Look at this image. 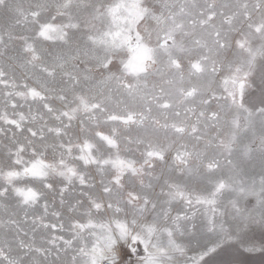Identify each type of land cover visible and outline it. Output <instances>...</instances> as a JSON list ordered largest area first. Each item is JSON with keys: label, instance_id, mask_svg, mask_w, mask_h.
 Returning a JSON list of instances; mask_svg holds the SVG:
<instances>
[{"label": "snow or ice", "instance_id": "1", "mask_svg": "<svg viewBox=\"0 0 264 264\" xmlns=\"http://www.w3.org/2000/svg\"><path fill=\"white\" fill-rule=\"evenodd\" d=\"M0 139V264H264V0H0Z\"/></svg>", "mask_w": 264, "mask_h": 264}, {"label": "rangeland", "instance_id": "2", "mask_svg": "<svg viewBox=\"0 0 264 264\" xmlns=\"http://www.w3.org/2000/svg\"><path fill=\"white\" fill-rule=\"evenodd\" d=\"M20 43L21 42L19 41L14 42V47H19ZM16 76L18 79L23 80V70L20 68H17ZM27 82L29 84H32L31 79H29ZM24 111L26 112L27 108H25ZM4 142L6 141H3L2 139H0V144ZM244 167H245V172L247 173L249 178L256 179L257 181L260 179L262 169H261L258 159L248 162ZM98 179L99 178L97 176V183H98ZM192 254L194 253L193 252L189 253V255H192ZM215 259L218 261H239L241 262V264H259L261 261V257L259 256V254L250 256L238 250L235 246H226L224 249H221L219 253L216 255Z\"/></svg>", "mask_w": 264, "mask_h": 264}, {"label": "crops", "instance_id": "3", "mask_svg": "<svg viewBox=\"0 0 264 264\" xmlns=\"http://www.w3.org/2000/svg\"><path fill=\"white\" fill-rule=\"evenodd\" d=\"M260 264V263H259Z\"/></svg>", "mask_w": 264, "mask_h": 264}]
</instances>
